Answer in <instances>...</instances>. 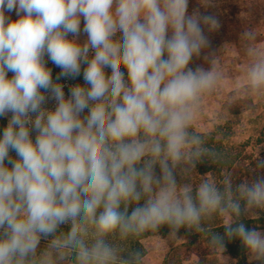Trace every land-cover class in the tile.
Returning <instances> with one entry per match:
<instances>
[{"label": "clouds", "instance_id": "obj_1", "mask_svg": "<svg viewBox=\"0 0 264 264\" xmlns=\"http://www.w3.org/2000/svg\"><path fill=\"white\" fill-rule=\"evenodd\" d=\"M188 6L189 0H0V117L11 113L0 134V264H143L141 252L122 257L114 241L164 225L170 237L182 227L200 232L215 214L230 218L225 236L264 264V233L239 222L264 210V177L235 186L226 177L223 188L205 180L195 190L177 181L205 158L216 159L193 122L224 79L215 53H206V32L220 23ZM12 11L18 19L5 15ZM81 18L83 44L76 39ZM240 42L249 63L230 103L264 92V48L251 30ZM202 54L208 66L190 67ZM45 56L64 77L86 65L87 86H72L66 98ZM49 98L54 110L44 106ZM257 166L264 169V159ZM209 244L225 251L216 233Z\"/></svg>", "mask_w": 264, "mask_h": 264}, {"label": "trees", "instance_id": "obj_2", "mask_svg": "<svg viewBox=\"0 0 264 264\" xmlns=\"http://www.w3.org/2000/svg\"><path fill=\"white\" fill-rule=\"evenodd\" d=\"M209 3L211 4L205 7ZM188 11L189 13L199 11L201 14H211L218 19L220 27L213 32H206L211 42V46L206 50V53L214 52V59L217 57L218 49L222 44L234 42L240 38L241 33L246 30H251L255 33V40L264 39V0H189ZM5 15L9 16L12 20L19 18L15 11L6 12ZM69 38H72L71 34ZM92 55L93 53L90 52L89 58H91ZM45 61L46 66L51 69L53 81L63 85L66 98L72 86H87L83 78V69L86 65H81L80 75L76 77H64L60 76L61 69L48 60L47 56H45ZM200 65L205 67L208 66L203 60V54L201 58H194L190 67L195 68ZM105 72L110 75L111 69L106 68ZM125 75H127L126 70ZM12 76L13 73L9 72L8 77L11 78ZM58 76L60 77L59 80H57ZM231 93L232 91L226 95L222 104V107L227 112L237 114L250 107H256V104H253L250 98L246 99L241 95L230 103L229 96ZM46 95L49 94L46 93ZM52 100L53 99L49 98L44 106L47 108ZM54 103L56 106L55 100ZM54 108L48 109L54 110ZM82 115H87V109H85ZM7 123V116L0 117V134H2V130L7 126ZM195 132L204 135L206 146L215 151L217 156L215 160H208L205 158L202 163L197 164L195 171L189 176L181 177L177 175L178 183H189L195 190L199 184L205 180L213 182L218 187L223 188V182L226 177L231 178L233 186L239 183L253 181L258 177H264V169L257 166L258 161L264 159V128L259 132L255 140L256 145H261L263 147V150L258 154H243L242 152L240 153L232 150L231 147L224 144L221 138L217 137V131ZM35 135L36 133L32 132L33 140H35ZM10 155L16 158L15 152H10ZM158 172L159 169L157 168V173ZM132 207H134V205L129 207V211H131ZM258 214L259 215L255 217H247L242 214L239 222L244 223L248 229L257 230L259 228H264V210H258ZM223 225L224 223L211 220V218L208 217L202 221L203 231L196 232L182 227L177 232V234L185 240L180 246H192L203 243L206 247H210L209 249H213L209 244V238L211 234L216 233L223 237L225 249L235 259V264H259V262L247 258V250L243 247L238 238L228 239L225 236V227ZM60 230L67 232L69 226L62 225ZM168 233H170V228L164 225L158 232H146L141 236L130 237L124 241L118 238L116 240L119 242V246L124 250L121 254L122 257L126 258L129 251H139L143 254V264H146L144 261L145 249L142 240L150 235L164 236ZM50 239V237L41 239L38 252L43 251L47 247ZM209 249H206V251H209ZM174 255L172 251L171 253L169 252L161 264H175Z\"/></svg>", "mask_w": 264, "mask_h": 264}, {"label": "rangeland", "instance_id": "obj_3", "mask_svg": "<svg viewBox=\"0 0 264 264\" xmlns=\"http://www.w3.org/2000/svg\"><path fill=\"white\" fill-rule=\"evenodd\" d=\"M84 20L81 18V32L76 38L80 44L87 40V34L83 32ZM255 45L264 48V39L255 40ZM215 61L221 69L224 79L222 88L215 93L206 95L200 112L193 122V129L198 132L217 131V137L221 138L225 145L236 152L243 154H258L263 150L261 145H256L255 140L259 132L264 128V92L248 95L242 94L246 99L250 98L256 107H250L237 114L227 112L222 104L226 95L233 91L237 86L245 83L244 73L249 63L241 47L240 38L231 43L222 44L218 49ZM54 100L47 107L53 109ZM11 113L7 115L8 120ZM247 217H255L258 214H244ZM226 223L228 217L215 214L210 217ZM264 233V228L257 229ZM185 240L177 234L170 237L169 233L160 235H150L142 240L145 249L144 261L146 264H161L165 256L171 251L175 254V264H235V259L226 251L222 253L218 250L209 249L205 244H195L192 246H180ZM118 246L119 242L114 241ZM209 249V251H206ZM209 252V253H207ZM248 259V252L246 253ZM69 264V262H61Z\"/></svg>", "mask_w": 264, "mask_h": 264}]
</instances>
